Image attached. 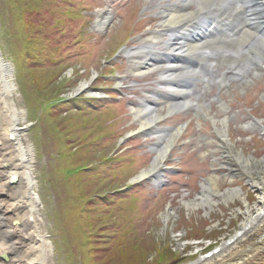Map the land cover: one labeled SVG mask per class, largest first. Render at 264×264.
Returning a JSON list of instances; mask_svg holds the SVG:
<instances>
[{
	"label": "rangeland",
	"instance_id": "1",
	"mask_svg": "<svg viewBox=\"0 0 264 264\" xmlns=\"http://www.w3.org/2000/svg\"><path fill=\"white\" fill-rule=\"evenodd\" d=\"M168 3L176 6L179 0H0V54L11 68L12 84L3 110L12 115L16 138L28 151L41 236L48 244L46 264H108V246L100 239L94 240L91 253L70 249L68 239L80 229L65 218L68 206L83 200L82 191L98 190L94 186L101 184L102 174L104 183L119 185L125 194L116 200L100 198L105 206L92 201L84 215L107 207L109 219L102 216L99 225H105L97 227L99 236L111 239L117 231L129 241V249L136 243L133 251L138 248V256L145 253L150 259L156 255L151 243L165 246L174 260L162 264L209 258L238 232L246 205L258 200L244 174L225 163L217 130L225 131L236 154L260 161L264 168V66L230 60L226 66H247L241 78L228 74L225 87L211 84L204 91L200 82L194 83L192 89L199 103L209 107L207 113L195 107L170 111L166 85L159 77L163 69L138 75L123 54L144 45L161 20L160 7ZM106 15L98 27L96 22ZM157 49L163 50L162 44ZM226 66L213 64L211 75L228 72ZM50 75L57 77L56 88L45 85ZM58 94L66 102L49 107ZM150 95L158 99L154 102ZM144 106L158 110L154 129L162 132L161 139L146 137L150 129L142 130L135 117ZM176 130L175 143L159 162L158 182L133 184L151 170L162 138ZM62 153L68 156L65 162L59 158ZM105 154L113 158L104 162ZM71 164L73 169H89L65 180L63 170ZM212 176L218 177V190L209 193L208 204L187 208L184 203L199 198L201 185ZM78 181L87 189L80 191ZM228 190L239 195L224 201L220 196Z\"/></svg>",
	"mask_w": 264,
	"mask_h": 264
},
{
	"label": "bare ground",
	"instance_id": "2",
	"mask_svg": "<svg viewBox=\"0 0 264 264\" xmlns=\"http://www.w3.org/2000/svg\"><path fill=\"white\" fill-rule=\"evenodd\" d=\"M160 9L161 20L143 40L144 45L123 54L131 63V71L138 75L163 69L159 77L166 85L168 110L195 107L201 113L205 108L207 113L209 107L199 103V95L192 89L194 83L200 82L204 91L211 84L225 87L228 74L241 78L247 66H226L230 60L264 66V0H179L176 6L168 3ZM107 19L108 15L99 18L96 25L102 27ZM159 44L163 47L161 51L157 49ZM213 64L218 68L226 66L228 72L213 77ZM10 73V66L0 54V258L3 259L0 264H46L48 244L41 236L28 151L21 148L16 138L12 115L3 110L5 94L12 86ZM150 99L155 102L158 96L150 95ZM135 117L142 130L150 129L144 133L146 137L161 139L162 132L154 129L159 118L157 109L144 106L135 112ZM177 132L162 138L151 170L134 181L158 182L159 162L175 143ZM217 134L226 150L224 161L228 168L233 166L244 174L246 182L258 192V200L252 206L246 205L245 219L229 242L223 243L209 258L201 257L193 264H264V176L260 175L264 172L263 163L236 154L223 129H218ZM218 182V177H209L201 185L200 197L184 205L192 208L208 204L209 193L218 190ZM238 195L239 191L228 190L220 197L228 201ZM168 218L165 212L164 219Z\"/></svg>",
	"mask_w": 264,
	"mask_h": 264
},
{
	"label": "trees",
	"instance_id": "3",
	"mask_svg": "<svg viewBox=\"0 0 264 264\" xmlns=\"http://www.w3.org/2000/svg\"><path fill=\"white\" fill-rule=\"evenodd\" d=\"M50 77H52V79L48 81V84L47 83L45 84L47 86V89H49L53 86L56 88V84L58 83L57 77L55 78L53 75H50ZM62 86L63 85H61V87ZM52 93H53V91H52ZM59 94H61V91L59 92ZM59 94L57 95L58 99L53 100L50 103H48L49 107L53 108L52 105L58 106L61 103L66 102V101H63L62 98H59ZM98 109L99 108L97 107V110ZM99 110H100L99 112H101V111H103V108H100ZM61 119H63V117H61ZM57 131L58 130L56 129V132ZM61 131L63 132V134H65L66 129L61 127ZM58 134H60V133L58 132ZM63 134H60V136H62ZM82 140H85V138H83ZM74 149H76V148H74ZM64 153H67L70 157L72 156V153H70L68 151L64 152ZM59 158L62 161H64V160L68 159V156L66 157V155H64L62 153L59 156ZM102 158L104 159V162H105V161H108L109 159H112L113 156H108L105 154V156ZM88 169L89 168H87V166H82V165L76 166L73 169L72 164H71L66 169L63 170V177L65 180H68L72 176L82 175ZM94 177L95 176H93V178ZM95 178L97 179V177H95ZM98 179H100L99 182H101V184L98 186H94V187H98V190H95V193H93V189H88L86 191H82L83 187L84 188L87 187L86 184L83 185L80 183V181L75 183L77 185V187L80 188L79 190L82 191L84 196L82 197L83 198L82 201L75 199V202H77V203H73L70 206H68V209H67L68 211H67L66 216H65V218H67L71 222L72 226H75L77 228L79 227V229H80L79 235L75 236L73 233V235L71 236V237H73V239H68L69 244H70V246H69L70 249H72L73 251H76L78 249H84L86 251H90V253H91V251L93 252V250H94V248H93L94 240L100 239L101 244H102V242L104 243V244H102L103 246H106V247L108 246L107 251H106L107 255H108V257H106L108 259V261L106 263H108V264L112 263V260L116 254L118 255V258H117L115 264H138L137 261H140L142 264H152L153 262H154L153 264H162V263H166L167 259L174 260V253H172L171 250L165 246L161 247L160 244H158V245L157 244L153 245L152 243L150 244L149 247L151 248L152 251L154 250L153 252H154V254H156L153 258L150 259V258H147L145 256V253H140V255L138 256L137 255V249L138 248L135 251H133V248L137 245L136 243L134 246H132L129 249V245H131V244H129L128 240L125 241L124 239H122L121 238L122 235H120V234L117 235V233H116L117 231H113L114 237H112L111 239H109V237L104 238V237L99 236V232L97 231L98 230L97 227L98 226L102 227L105 225V224L99 225V223L101 222L102 219L104 220L106 218L105 215H107V214H105V213H108V211H109L108 208L107 207L106 208L98 207V208L94 209V211H93V208H91L93 212L90 214H87L86 216L84 215V211L86 212V210L84 208L85 207L87 208L88 206H90L91 202L95 201V200H96V202H98L101 205V203L99 202L100 198L109 199L110 197H112L114 200H116L115 199L116 196H118V195L124 196L125 192H124V189L121 191L118 190L120 188L119 185L115 186L114 184H112V182H110V184L112 186L109 187L110 184L108 185L107 182L104 183L103 182V180H104L103 174L100 175V177H98ZM103 186L104 187L108 186V188H103ZM110 189H112L113 192L109 195H106ZM102 194H104V195H102ZM101 206H105V205H101ZM66 208H67V206H66ZM102 216H105V218H102ZM106 219H109V217H107ZM107 225H108V223H107ZM101 227H100V229H101ZM94 231H96L97 233H92ZM96 234H97V236H96ZM134 252H136V253L134 254ZM138 257L141 259H138Z\"/></svg>",
	"mask_w": 264,
	"mask_h": 264
},
{
	"label": "water",
	"instance_id": "4",
	"mask_svg": "<svg viewBox=\"0 0 264 264\" xmlns=\"http://www.w3.org/2000/svg\"><path fill=\"white\" fill-rule=\"evenodd\" d=\"M140 181V179H137V181H134V183L133 184H136V183H138Z\"/></svg>",
	"mask_w": 264,
	"mask_h": 264
}]
</instances>
